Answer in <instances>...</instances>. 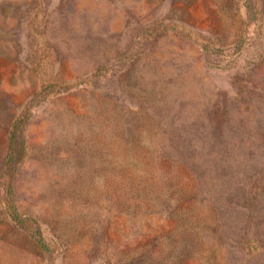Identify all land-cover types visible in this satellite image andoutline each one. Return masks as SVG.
<instances>
[{
    "label": "rangeland",
    "instance_id": "obj_1",
    "mask_svg": "<svg viewBox=\"0 0 264 264\" xmlns=\"http://www.w3.org/2000/svg\"><path fill=\"white\" fill-rule=\"evenodd\" d=\"M0 264H264V0H0Z\"/></svg>",
    "mask_w": 264,
    "mask_h": 264
},
{
    "label": "trees",
    "instance_id": "obj_2",
    "mask_svg": "<svg viewBox=\"0 0 264 264\" xmlns=\"http://www.w3.org/2000/svg\"><path fill=\"white\" fill-rule=\"evenodd\" d=\"M15 123H16V122H15ZM15 127H16V125L13 124V125H12V129H11V147H12V140H13V138H14V134H15V133H14V131H15ZM15 161H16V158H15L13 152H9V154L7 155L6 161H5L6 165H8V166H13V165L15 164ZM12 209H13V208H12ZM14 217H15L19 222H21V223H23V224L25 223L23 220L20 219V216H19L18 214L15 213ZM40 242H41V240H40Z\"/></svg>",
    "mask_w": 264,
    "mask_h": 264
}]
</instances>
